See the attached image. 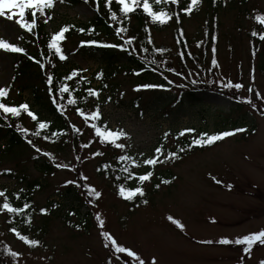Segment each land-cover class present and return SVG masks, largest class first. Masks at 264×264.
<instances>
[{"label":"rangeland","instance_id":"obj_1","mask_svg":"<svg viewBox=\"0 0 264 264\" xmlns=\"http://www.w3.org/2000/svg\"><path fill=\"white\" fill-rule=\"evenodd\" d=\"M245 2V7H226L218 12L217 64L211 65L214 69L211 75L215 84L225 90V95L212 90L198 91L195 101L183 102L178 99L179 89L175 86L183 80L179 75L169 74L167 79L164 78L165 82L171 81L175 85L163 90L166 94L161 96L160 89L156 92L137 91L138 83L132 77L117 74L109 81L113 84V91H104L101 116L111 130L121 129L127 133L118 141L126 145L125 150L116 149V152L131 155L140 163L139 168L132 166L130 169L136 174L134 180L142 175L139 171L144 168L143 161L155 157L157 147L162 145V151L169 147L175 149L174 142L183 129L195 128L209 135L237 128H246L247 131L237 132L210 147L180 157L165 159L167 156L163 154L156 170L169 174L170 182L160 184L147 203L133 207L125 197L116 193L111 179L97 173L96 166L104 156L93 155L100 148L97 141L82 155L81 176L87 180L80 178L86 184L88 196L87 202L81 200L83 205L67 190L69 186L77 188L75 170H69L76 162L70 149L56 153L58 163L69 167H54L52 173L46 174L40 171L35 161V151L28 159V153L22 154L21 151L16 155H1L0 189H7L6 195L11 203L13 191L34 180L41 184L32 190L38 211L52 206L51 201L59 202L56 207L48 208L52 213L49 231L38 240L34 238L39 242L35 246L19 239L15 232L9 233L4 228L5 216L0 212V247L7 244L12 251L21 254L12 256L15 264H139L140 260L152 264L153 259L155 264H261L264 261V244L257 242L247 253L244 251L246 245L219 243L222 237L234 241L264 229V72L259 68L260 61L264 62V41L260 40L254 48V42L249 38L253 20L264 15V0ZM52 11V19L46 23L50 37L60 30L63 22H87L93 14L85 3L66 6L58 0ZM201 13L186 17L182 22L186 34L195 39L191 44L194 51L202 40L199 37L204 26ZM10 15L8 12L0 16V37L22 47V40L17 39L23 34V28L17 23L19 17L10 20L7 18ZM172 33L173 27L154 32L155 43L170 46L175 52ZM73 40L74 37L69 36L65 42L67 48L74 50L76 42ZM72 53L67 63L74 68L86 69L83 72L87 75L101 66L94 56L84 52ZM16 55L18 53L0 50V87L6 88L12 82ZM52 68L47 64L42 71L46 72V79ZM208 73L203 72L206 78L210 76ZM193 75L189 73L186 78L195 80L194 72ZM38 79L32 75L26 84L39 86ZM229 81L242 83L244 87L239 90L224 87ZM16 86L12 85L11 95H14ZM249 87L253 88L252 92L248 91ZM22 96L31 104L29 88L22 92ZM241 97L251 98L252 104L243 102ZM135 98H139L138 105L131 104ZM29 121L26 120V126ZM165 132L169 133L166 139ZM91 134L88 131L85 138ZM8 169L11 171H5ZM69 180L75 183L66 185ZM148 186L149 182L144 181L143 187L148 189ZM90 188L101 195H89ZM3 199L0 197V204ZM88 211L92 213L87 227H71V223L85 218L90 213ZM66 216L69 222L65 223L62 217ZM169 216L178 220L183 228L169 220ZM35 217L39 222L40 216ZM101 220L103 228L100 227ZM105 231L116 245L102 235ZM116 246L131 249L139 259L116 252Z\"/></svg>","mask_w":264,"mask_h":264},{"label":"trees","instance_id":"obj_2","mask_svg":"<svg viewBox=\"0 0 264 264\" xmlns=\"http://www.w3.org/2000/svg\"><path fill=\"white\" fill-rule=\"evenodd\" d=\"M58 1L60 2V0ZM245 1L246 0H200V2L194 7L191 15H187L180 11L182 8L189 5L190 0H180L179 7L175 4H154L157 11L163 10L170 13L180 11L179 20L173 15V17L165 24L152 23L151 18L143 13L141 6L136 12L129 14L130 19H126L124 22V26L128 27L129 30L127 33H122L121 35L125 38L134 36L136 39L131 46L125 44L124 48L126 50H122L120 48L102 47L87 43L83 44V46L81 45L82 41L86 42L90 40H96L106 44H120L123 42L120 36L116 34V29L120 25L117 21L111 19L109 10L105 6V0H100L98 11L97 0H63V2H60L62 5L75 6L77 4L85 3L93 10V14L87 22L65 21L62 23L61 27L67 25L69 28V30L64 33V39L60 41L62 50L67 56V59L63 61L59 59L58 54H56L53 49L48 47L51 39L50 33L46 30L44 19H42L40 14H37V27L33 29V32L29 33L24 29L22 32V47L26 49V54L18 53L16 59H14V71L12 77L15 79L9 83L10 91L13 88L12 85L17 84L14 95H11L9 91L7 97L0 102L9 104L10 106H18L21 103L26 102L28 103L30 110L36 114L38 120L40 122H48L49 126L41 130L38 127L37 121H33L27 113H22V115L17 118L12 117L11 114H3L2 110H0V161L1 155L3 154L7 155L11 153L16 155L21 151L22 154L28 153V159L30 153L35 151V161H37L40 171H43L44 174L52 173L55 169L54 167H56L53 165L58 164L56 153L61 152L65 148L70 149L76 162L73 166L69 167V170H72L73 172L75 170V181L79 186H77V188L69 186L67 190L73 193L75 201H80L81 205H83V203L87 202L86 199L88 196L86 193L87 191H85L86 184H84L80 178L83 177L81 176L80 169L83 160L82 155L85 150L91 149V144L94 141H97L99 144L98 147L100 148H97L96 150L104 153L103 160L96 166L97 173L103 175L105 178L107 177L111 179L113 189H115L119 196L120 185H124L126 188L142 187L144 191L143 196L137 194L133 200H127L124 198L131 207L140 205V203H144V201H148L151 194L158 189L156 185L160 186V184H165V181L170 182L171 176L161 169L159 171L156 170V164L159 163L157 162L154 166L144 165V168L139 171V174H146L149 171L153 173L152 177L148 180V189L143 187V182L141 183L138 179H127V173L122 171L127 165L125 162L117 160V157L120 155L116 152V148H114L111 143H101L100 137L96 135L95 129L91 127L92 123L95 121L92 119L85 120L83 116L79 115L76 108H82L87 115H90L95 111L97 105L100 106L101 110L105 103L104 91L107 90L109 93L113 91V84H109V81L117 74H124L125 76L132 77L138 85H164L165 87L163 88L158 87L147 89V91L153 92H156V89H160V92L158 93L161 96L166 94L163 90L172 89L175 85L174 83L165 82L164 78L169 74L175 76L179 75L183 80L175 86L179 89L178 95L180 97L178 99L183 102L192 103L195 101V94L198 93V91L216 90L225 93V90H223L220 85L217 86L215 84V78L211 75L214 70L213 67H211V65L213 66L212 60H216V42L218 40V28L220 27L218 24L219 21L217 20L218 12L222 9L234 8L237 5L245 7ZM112 9L119 13V6L115 0L112 4ZM46 11L47 15L53 13L52 9ZM195 13H201L204 17V26L201 35L199 36L202 40H199L200 43L197 44V51H194L191 47V44L192 42H195V39L188 36L182 26L184 19L195 15ZM122 15L123 14H120V16ZM31 18V14L29 13L27 19L31 20ZM168 27H173L172 37L174 39L175 52L170 46L156 44L155 38H153L154 32H162ZM80 29H84L85 31L81 32L79 31ZM253 31L257 33L256 36L252 35ZM259 31L260 33H258ZM249 34L251 40H254L255 44L258 45L260 41L259 37L264 35V28L253 23L250 27ZM149 35L151 37V42H149ZM69 36L74 37L73 41L76 42L74 50L69 47L67 48L68 43L65 42V40H67ZM144 48H148V51H143ZM157 48L167 49L168 51L158 53L156 51ZM213 48H215V53H213ZM72 52H84L89 56H94L98 59L101 66L97 70L91 72V75L89 76L81 72L80 75L73 80L65 81L64 78L70 74L72 70L79 69L74 68L73 65L67 63L69 62V56L73 54ZM181 53L184 55L182 56ZM31 57H35V59H32ZM37 61L40 63H37ZM260 62L259 68L264 72V62ZM41 63L44 66L47 64H50V66L53 64L55 65V67L50 70L51 75L54 77L51 93L47 84L46 72L42 73L43 70L45 71V67L42 68ZM153 69L156 70L153 71ZM169 69H175V72L169 71ZM208 71L210 76L206 78L204 74ZM193 72L196 76L195 80L189 77L186 78L189 73L194 76ZM98 73L103 74L102 78H97ZM32 75L37 79L39 78L40 87L28 83L26 84L27 81L31 80ZM81 76L86 79H80ZM65 82L69 84L71 92L66 93L64 99L61 100L56 88L61 83ZM93 82L97 84H93ZM9 86L6 88H9ZM89 87L100 92L98 99L95 96L88 95L86 89ZM28 88L30 91V97H32L31 104L22 96V92ZM143 90L145 89H141L140 91ZM53 95L56 96V103H53ZM70 95L77 99V104H67V99ZM85 96H87L86 101L83 99ZM138 100L139 98H135L131 104L138 105ZM57 103L64 104V112L58 110ZM33 106L37 109L33 108ZM5 115H7V119H4ZM73 118L77 119L79 122L75 123ZM102 118L103 117L101 116V126L102 123L105 122ZM29 119V126H26V120ZM17 124H22L23 127L31 130L27 134V139H31L33 144L41 149L40 152H37L36 148L27 142L24 133L17 130ZM73 125L80 129L79 133L73 129ZM194 130V132L185 133V135L179 136L178 140L174 142V144H176L174 147L175 149L172 150L170 147L169 149H164L163 154L167 156L169 152H176L178 154L177 156L180 157L183 154L201 150V148L204 147H210L211 145H193L192 147H189L194 137L198 138L199 134L206 133L202 130ZM88 131H91L92 134L85 138ZM34 132H39L40 135H34ZM53 133L59 134L53 135ZM45 136L50 138L45 139ZM81 145L90 146L81 147ZM181 148L184 149L183 152L180 151ZM44 153H51L52 156L44 155ZM163 156L164 155L160 156L159 161H162ZM77 157H79V159H77ZM106 164L110 165V167L105 168L104 166ZM117 177H120V179H117ZM26 183L27 184H23L21 188L13 191L14 194L21 189L24 190L23 193H21V198L19 200L13 196L12 204L16 207H23L24 202L27 201L30 203L31 207L26 209L24 214L17 215L2 211V215L5 216L3 220L4 228L11 233L12 231H10V229L15 227L22 235H26L30 239L36 238L38 240L39 237L45 236L49 231V221L51 220L52 213L49 212L48 208L51 209L54 208V206L56 207L59 202H57V200L51 201L52 206L42 208L47 210L46 213H42L40 210L38 211L34 204L32 190L37 186H41V184L37 180L32 182L27 181ZM82 197L84 199H82ZM91 213L92 212L87 213L85 218L78 219L75 223H71V227L76 229L77 227H87ZM36 215L40 216L39 222L36 220ZM27 216H31L30 224L25 222ZM62 220H64L65 223L69 222L68 216L65 218L62 217ZM1 229L2 226L0 225V230ZM6 245L0 247V264H15L14 258L12 256L10 257V255L4 251L6 249L5 247L8 248Z\"/></svg>","mask_w":264,"mask_h":264},{"label":"snow or ice","instance_id":"obj_3","mask_svg":"<svg viewBox=\"0 0 264 264\" xmlns=\"http://www.w3.org/2000/svg\"><path fill=\"white\" fill-rule=\"evenodd\" d=\"M60 2H63V0H60ZM114 0H105V6L108 8L109 10V15L111 17L112 20L117 21L118 24L120 25L119 27H117L116 29V34L118 36H120L121 40L123 41L120 44H106V43H101L99 41L96 40H90V41H82L81 45L83 46V44L87 43V44H91V45H99L102 47H112V48H120L122 50H126L124 48V45L127 44L129 46L133 45V42L135 41L136 37L132 36V37H127L125 38L123 35H121L122 33H127L128 32V27L124 26V22L126 19H130L129 14L136 12L138 9L141 8L142 6V11L143 13L147 16L151 18L152 23H159V24H165L167 23L172 17L173 15L176 17L177 20H179L180 17V11L184 12L187 15H191L192 11L194 9V7L200 2V0H190V3L187 7L182 8L180 11H177L175 13H170L167 11H157L154 7V4H175L177 5V7H179L180 4V0H115V2L118 4L119 6V13L115 10L112 9V4H113ZM99 3L100 0H97V11L99 10ZM56 4V0H0V16H5L8 12H11V15L8 16V19H14L15 17H19V20L17 21V23L20 25L21 28H23L24 30H26L27 32L31 33L33 32V29L37 27V13L40 14V16L46 17L44 19V23H47L49 20L52 19L51 15H47V11L46 10H51L55 7ZM31 14V20L27 19L28 14ZM120 14H123L122 16H120ZM256 20L258 22H260L261 24H264V15H258L256 17ZM69 30L68 26H63L60 28L59 31H57L56 33L52 34L50 42L48 44V47L50 49H53L55 51L56 54H58L59 59L61 61L66 60L67 56L64 54L62 47L60 45V41H62L64 39V33L67 32ZM79 31L83 32L85 31L84 29H80ZM94 31V29H93ZM182 32V30H181ZM253 36H256L257 33L255 31L252 32ZM262 41H264V35H261L259 37ZM17 39L22 40L23 36H18ZM149 42H151V37L149 35ZM0 50H4V51H9L12 53H23L26 54V49L24 47H21L19 44L17 43H12L10 42L9 39H5L3 37H0ZM143 51L147 52L148 48H144ZM156 51L158 53H164L166 51H168L167 49H163V48H157ZM213 53H215V48H213ZM181 55L183 56L184 54L181 53ZM253 55H255V49L253 50ZM32 59H35V57H31ZM37 63H40L39 61H37ZM217 63V61L215 59L212 60V64L215 65ZM53 67H55V65H52ZM41 67L44 68L45 66L41 63ZM156 69H153V71H155ZM86 71V69H74L72 70V72L70 74H68L64 80L65 81H71L73 80L75 77L79 76L81 72ZM169 71H173L175 72V69H169ZM139 74V73H137ZM102 73H98L97 74V78H102ZM13 79H15L13 77ZM80 79H86L85 77L81 76ZM165 79H167V77H165ZM252 80H255L254 75L252 76ZM53 81H54V77L53 75L49 74L47 77V84L49 86V91L50 93L52 92V87H53ZM169 83H171V81H169ZM224 87H233L237 90L243 88V84L242 83H235L233 84L231 81H229L228 83L223 85ZM106 87V85H105ZM163 88L165 87L164 85H157V84H142V85H137L136 90L139 91L141 89H151V88ZM10 91V86L9 88H5V87H0V101H2L4 98L7 97L8 92ZM56 91L59 93L60 95V99L63 100L64 99V95L66 93H70L71 89L68 83H61L57 88ZM87 93L89 96H95L97 99L99 98L100 92L96 89L93 88H88L86 89ZM249 92L253 91L252 87L248 88ZM257 95H259V92H257ZM83 99L86 101L87 100V96L83 97ZM243 102L252 104L251 98H244L241 97L240 98ZM52 100L53 103H56V96L53 95L52 96ZM109 102L111 101V97L108 98ZM67 104L68 105H75L77 104V99L73 98L71 95L68 97L67 99ZM254 107V105H253ZM57 108L58 110H60L61 112H64L65 110V106L64 104L61 103H57ZM0 110H2L3 114H11L12 117H17L19 118L22 113H27L28 116H30L32 118L33 121H37L38 123V127L39 129L43 130L45 128H47L49 126L48 122H40L38 120V117L36 116V114L30 110L28 103H21L18 106H10L9 104L0 102ZM76 111L79 113V115L83 116L85 118V120L88 119H92L93 121H95L94 123H92L91 127L95 129L96 135L98 137H100V142L101 143H111L114 148L116 149H120V150H125L126 145L124 143H120L118 142L120 140L121 137H126L127 133L124 132L121 129H117L115 131L108 129L107 127V123L103 122L102 126H101V110H100V106L97 105L96 106V110L93 111L90 115H87L85 113V111L82 108L77 107ZM262 115H264V113H262ZM7 115L4 116V119H7ZM16 128L18 131L22 132L25 134V138L27 139V134L31 131L25 127L22 126V124H17ZM73 129L79 133L80 129L76 128L75 125H73ZM194 129H183L179 132V136H183L185 135V133H190V132H194ZM247 129L246 128H237L231 131H222L216 134H211L209 135L208 133H201L199 134L198 138H193L192 143L189 145V147H192L193 145L196 146H204V145H211L213 143H215L216 141H220L222 139H224L225 137H229L232 136L234 134H236L237 132H246ZM34 135H40L39 132H34ZM59 133H53V135H58ZM169 133L165 132L164 133V137L165 139L168 137ZM45 139H49L50 137L45 136ZM27 142L32 145L34 148H36L37 152H40L41 149L37 148L35 144H33V141L31 139H27ZM90 145H81V147H89ZM163 146L161 145L160 147H157L155 149V157L153 158H148L145 159L143 161V163L145 165H155L157 162H159L160 156L163 155ZM181 152L184 151L183 148L180 149ZM44 155L47 156H52L51 153H44ZM94 156L96 155H104V153L102 152H96L93 153ZM141 156H143V154H140ZM177 153L176 152H169L167 157H165V159L168 158H175L177 157ZM54 159V157H53ZM77 159H79V157H77ZM118 161H123V162H127V164L129 165L128 167H124L122 169V171H124L125 173H127V179L131 180L133 179L136 174L134 172H132L130 169L132 166L139 168L141 165L140 163L131 155L128 154H123L117 157ZM56 167L58 168H67L69 167L67 164H56ZM105 168H109L110 165H105ZM7 172H10L11 170H5ZM153 175V173L151 171L147 172L146 174L143 175H139L138 176V180L142 183L144 181H148L151 176ZM84 180H87V177H82ZM117 179H120V177H117ZM166 183L168 181H165ZM219 183V181H217ZM75 181L69 180L66 181L65 184H74ZM79 186V185H77ZM38 187V186H37ZM156 187L158 188L159 185H156ZM229 187H231V185H229ZM23 189H21L19 192L14 193L13 195L15 196V198L17 200H19L21 198V193H23ZM7 193V189H0V197H3V203L0 204V211H6L9 214H13V215H17V214H24L26 209H29L31 207L30 203L25 201L23 204V207H16L14 206L10 201L8 196L6 195ZM119 194L122 197H125L127 200H133L137 194H139L140 196L144 195V191L142 187H135V188H126L124 185H120L119 186ZM89 195H94L95 197H99L101 195L100 192L96 191L94 188H90L89 189ZM145 203H147V201H144ZM42 213H46L47 210L46 209H41L40 210ZM74 214V213H70ZM99 219V217H98ZM169 220H172L174 223H176L179 227L183 228V225L178 221V220H174L173 217L169 216L168 217ZM26 223H31V216H27ZM100 227L103 228V221H100ZM10 231L15 232L16 235L19 237V239L25 241L28 245L30 246H35L37 245L39 242L35 239H30L28 236L26 235H22L19 231H17V229L15 227L11 228ZM102 235L108 239L111 240V243L113 245H116V241L113 240L110 236V234L108 232H102ZM259 242L260 244H264V229H261L258 232H253L251 234L248 235H244L242 238H237L234 241L230 240L228 238H221L219 240V243L221 244H230V243H235V244H243L246 245V247L244 248V251L247 253L251 252L252 247ZM202 243H213L212 241H203ZM116 252L118 253H127L129 256L135 257L137 259H139V257L137 256V253L133 252L131 249L129 248H125V247H121V246H116ZM4 251H6V253L10 256L13 257H18L21 254L15 251H12V249L10 247L6 248ZM139 264H144L143 260L139 261ZM152 264H155V260L153 259ZM261 264H264V261L261 262Z\"/></svg>","mask_w":264,"mask_h":264}]
</instances>
